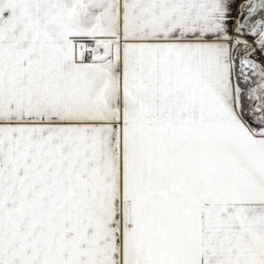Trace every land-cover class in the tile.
Listing matches in <instances>:
<instances>
[{
    "label": "snow or ice",
    "instance_id": "6c2138e0",
    "mask_svg": "<svg viewBox=\"0 0 264 264\" xmlns=\"http://www.w3.org/2000/svg\"><path fill=\"white\" fill-rule=\"evenodd\" d=\"M0 264H264V0H0Z\"/></svg>",
    "mask_w": 264,
    "mask_h": 264
}]
</instances>
